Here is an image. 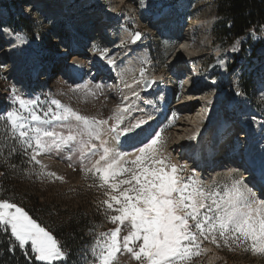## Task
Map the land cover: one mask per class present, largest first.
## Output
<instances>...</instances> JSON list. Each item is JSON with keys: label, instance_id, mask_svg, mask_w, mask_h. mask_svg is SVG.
<instances>
[{"label": "rangeland", "instance_id": "rangeland-1", "mask_svg": "<svg viewBox=\"0 0 264 264\" xmlns=\"http://www.w3.org/2000/svg\"><path fill=\"white\" fill-rule=\"evenodd\" d=\"M61 1L64 2V0ZM28 2L32 3V6L23 5L21 12H14V10L9 8L7 12L5 9L8 6L7 0H0V23L11 28L14 32L23 33L28 41V43L20 47L15 46L17 43L10 45L0 32V64L5 66L3 71H0V113L4 114V118L0 119V136L4 140L0 147V153L6 155L5 152L10 148V153H14L16 155L15 159L19 161L17 165L13 166L17 174L14 179L17 182L15 186L14 184L11 185V188L13 189L14 187L15 190L9 194H3L1 191L0 200L15 202L18 206H21L23 202H29L27 193L35 191L43 196L48 212L55 217H65L69 212H74L75 209L81 208L86 214L88 223L91 225L86 231V234L92 238V243L86 248L89 257V259L88 257L86 258V261L87 264H98L97 258L101 247L108 240L111 230L117 227V224L111 222V216L117 214L114 209L118 206L115 205L110 197L119 193L114 192L110 184L117 182L118 179L127 177H118L110 180L108 184H104L99 178V173H95L94 169L88 171L89 161L99 158L98 154L93 157L91 152L97 151L99 153L102 152V149L90 150L85 148L82 152L78 143L63 146L61 149L53 148L49 152L41 153L37 157L40 163H35V161L31 160L33 150L27 149L26 153V145L19 137V132L13 130L11 122L7 120L6 112L15 111L20 116L28 117L30 122L29 113L21 109L18 102L15 101L13 92H16L24 99L40 97L41 100L46 102L53 98L60 99L63 104L72 107L81 114L107 118L111 114H107L105 105L101 104L102 101L98 97L99 91L95 87V83L100 80L104 84H109V80L112 81V79H110L109 75H106V78L103 77L102 72L107 64L101 63L103 59H101L99 52L93 50V44L102 46L101 50L109 52L110 57L115 58L118 64L126 55L128 47L131 46V49L136 51V46L147 42V40H150L149 44L151 47L153 45V48H149L147 58L144 59L142 55H137L139 66L134 69L131 75L126 77V82H123L122 78H120L121 83L117 92L122 97H129V101L125 102V104L131 103L134 105L131 112L126 115V123H132L131 118L141 112L140 110L147 111V113L150 112V106L145 107L142 102L146 101L145 104L151 103V91H153V88L161 89L164 83L173 84L172 88L176 92L174 101L171 102L166 120L155 129L160 132V140L155 146L157 157L162 159L165 165L168 166L167 171L170 172L171 166L176 164L178 168L183 169L178 171L176 175L185 178V180L189 176H193L196 184L203 187L206 191L218 190V186L231 183V172L206 178L202 173L199 174L192 168L190 163L181 160L179 158V156L181 157V152L179 153L180 143H178L179 140L176 138L177 129L185 126L186 119L194 113V107L196 106V103L191 105L189 104L191 101H186L185 99H183L184 104L180 101L184 92L180 91L179 83L182 82L181 77L183 75L186 76L191 67L198 69L200 77L205 80L204 82L206 83H204L202 90H204L206 95L214 93L213 84L215 83L217 94L226 96L231 100L229 104L227 99L225 105L222 106L226 116L232 117L231 121L238 119V114L240 113L239 110L236 111L235 103L240 106V101L245 102L244 99H248L245 97L243 100H239L241 96L234 94L238 91L237 89L240 85L235 83L228 74H225L223 78L219 61L221 59L225 60L227 66L232 63L233 56L240 53L237 64L240 65L241 69H246V71L249 68L258 71L261 69V65L258 66V62L263 58V56H260L263 50L260 52L259 49L258 57L251 59V57H248L251 45L246 46V44L242 53L240 48L239 51L234 52L232 50L233 46L239 40L221 42L216 39V20L212 22L215 13L214 0H191L188 10L182 9L181 2L176 3V13L179 15L176 21L184 23V36L187 35V28L194 32L191 46L188 49H183V55L179 51L180 42L183 40L182 37L176 41H166L162 36V31H160L162 28H173L176 22L166 20L161 28L159 27V22L156 21V10L158 12L161 11L160 15L162 13L167 15L169 7H174V4H171V0H115L116 7L114 9L118 8L123 13V17L118 21L116 27L106 28V35L103 37L99 35L101 30V22L99 20L104 21V19L102 16L99 19L97 11L80 10L84 0L76 1L71 5V8H68V12H75L74 17L68 21L65 19L66 12L64 10L55 11L54 6L48 4L46 0H28ZM62 2L59 7L63 6ZM146 2L147 6L144 4ZM25 7L28 8L25 10ZM20 17H24L25 20H21ZM156 27L158 28L156 29ZM123 29L130 31L127 38H123L120 34ZM158 30L160 31L159 33H157ZM136 32H140L142 36L140 40L133 43L132 36ZM153 32L156 33L155 44L153 37H148L145 40V37ZM263 35L264 32L261 35L264 43ZM240 46L241 44L239 43L238 47ZM11 47L15 48L11 49ZM89 53L94 56V63L98 68V72L94 76L90 73H85L83 76L72 75L74 78L71 79L68 73L61 70L67 56L81 58L89 55ZM15 54L22 57V65H25L27 70L35 67L40 69V74L37 78L33 79L31 77L32 73H28V76H30L28 78L27 75L22 77L18 71H8L10 60L15 57ZM181 57H185L187 61H180ZM72 72H75V70H72ZM142 72L143 76H141ZM157 75H162L165 78L164 83L162 82L159 87H155L153 83L146 90L144 81H153L152 79ZM60 79H62L63 86L60 87L58 85L59 87H57V82ZM209 82L214 83L209 84ZM135 84L140 85V90L137 91L140 93V98L138 99L141 101L140 103L132 96L131 91L123 92L125 88H131ZM69 89L72 91H69ZM163 90H167L166 86ZM230 91L233 92L232 95L228 94ZM192 96H194L193 93L190 94V98ZM258 102H262V100L255 98L254 103L257 104ZM154 103L155 107H159V101L155 100ZM211 106V104L208 105V107ZM43 107L46 108L47 103ZM34 110L37 111V114L43 116V112L40 111L39 107H34ZM144 115H140V118L144 119ZM201 125L207 126V134L210 135L211 122L205 119L201 122ZM151 128H153L152 122L149 121L147 131L152 130ZM192 131L194 132L190 136L196 135L195 130L193 129ZM212 133L214 134L215 132L213 131ZM143 135L144 133H141L138 139ZM111 138V136L104 137L109 147L113 146L117 151H120L121 149L118 148L115 142H113L114 145L110 143ZM94 143L99 145L100 142L94 141ZM125 159L130 162L135 158L126 156ZM124 167L135 166L128 163ZM124 187L128 186L122 185L121 190ZM106 201L113 204L112 209L108 208ZM66 209L67 212H64ZM123 234H126V232ZM216 236L215 242H213L211 236L207 240L200 241V254L192 256L189 264H264V252L253 250L251 242H246L245 244L226 243L224 239L219 238L218 232ZM114 264H138V262L132 260L130 254L119 252L114 258Z\"/></svg>", "mask_w": 264, "mask_h": 264}, {"label": "snow or ice", "instance_id": "snow-or-ice-1", "mask_svg": "<svg viewBox=\"0 0 264 264\" xmlns=\"http://www.w3.org/2000/svg\"><path fill=\"white\" fill-rule=\"evenodd\" d=\"M0 31L14 37L19 42L17 47L28 43L23 33L14 32L3 23H0ZM141 36L140 32L134 33L132 42L140 40ZM239 43L237 41L233 46L234 52L239 51ZM92 47L108 66L116 65V59L111 58L109 52L102 51V46L93 44ZM219 63L226 67L225 60L221 59ZM4 67L0 64V71ZM154 82L145 80L144 84L150 88ZM13 95L20 108L29 113L30 122H35L30 123L28 117L15 111L6 112L13 130L19 132L26 145V153L27 149L33 150L32 161L39 164L37 157L41 153L78 143L82 152L85 148L102 149L99 153L91 152L93 157L98 154L99 158L89 161L88 171L94 169L99 173L104 184L118 177H127L110 184L111 189L119 193L110 197L118 206L114 209L117 214L111 216V222L117 227L111 230L101 247L98 264H114L119 252L130 254L138 264H189L192 256L200 254V241L211 236L215 242L217 232L226 243L251 242L253 250L264 252V200L257 199V191L264 190V164L258 174L256 170L245 169L247 177L243 173L238 176L230 174V184L206 191L196 184L193 176L185 180L176 175L182 168L172 165L170 172L166 170L168 166L155 151L160 132L155 129L147 131L152 116L126 123V115L134 107L131 103L122 108L118 105L107 118H98L81 114L60 99L46 102L40 97L24 99L16 92ZM235 95L242 93L236 91ZM132 96L138 100L140 93L132 92ZM127 101L129 97L124 96L122 103ZM45 103L46 108L43 107ZM34 107H39L43 116L37 114ZM3 118L4 114L0 113V119ZM141 133L145 134L144 138L139 145H133L139 155L130 162L125 159L130 153L109 147L104 139L111 136L122 146ZM94 141H99V145ZM128 163L135 167H124ZM122 185L128 187L121 190ZM105 203L109 209L113 208L112 203ZM0 227L9 236V251L18 248L27 258L34 257L43 264H53V261L62 264L67 259V253L51 231L15 202L0 200Z\"/></svg>", "mask_w": 264, "mask_h": 264}, {"label": "bare ground", "instance_id": "bare-ground-1", "mask_svg": "<svg viewBox=\"0 0 264 264\" xmlns=\"http://www.w3.org/2000/svg\"><path fill=\"white\" fill-rule=\"evenodd\" d=\"M108 1L110 4V8L116 7V5L114 3L115 0H108ZM144 4L146 6L147 2ZM25 10H26V8H25ZM109 16H112V14L110 13ZM161 16L162 15H160V14H156V19L160 20ZM103 19L105 21L106 18H104V16H103ZM169 30H171V29H169ZM166 31H168V30H166ZM0 32L2 34V37L7 39L8 44L12 45V43L13 44L19 43L18 41L14 40V37L9 36L8 34L2 32V31H0ZM129 33H130V31H127L125 29H123L120 32V34L122 35L123 38H127ZM163 33H164V31H162V34ZM172 35H175V34L174 33L168 34V36H172ZM248 36L251 39V43L249 42L250 40L248 41ZM146 38L147 37H145V39ZM259 38H260V35H258V34H254V35L249 34V35L242 37V40L244 41L245 45L247 44L246 46L251 45V49H250V52L248 54V57H251V59L258 57L257 54H259V53H258V50H255V48L253 46V42L255 43ZM183 40H182L183 44L180 42L181 46L179 48V51H181V55H183V52H182L183 49L189 48V47H187V45L189 44V40L188 39H183ZM113 41H114V39H113ZM8 44H6V45H8ZM145 44H146V42L139 45V46H136V51H133L132 49H130L131 47L127 48V53L124 56L123 60L120 61V63H118V64L116 63V65L112 66V67H110L108 65L106 67H104V70L102 72L104 75L103 77L106 78V75H109L110 79H112V81L109 80V82H110L109 84H107V83L104 84L100 80L97 83H95L96 88H97V85H100V88H97L99 91L98 97L102 101L101 104L103 103L105 105V111L107 114L112 115V113L117 110V109L115 110V108H117L118 105L122 108L123 105L125 104V102L122 103V101H123L122 95L117 92V91H119V84L121 83L120 78H122L123 82H126V77L131 75L132 72L134 71V69L139 66V61L137 59V55H140V56L142 55V57L144 59L147 58L149 50L147 49ZM244 47H241V48L244 49ZM261 50H263V51L261 52ZM259 51L261 52L260 56H263V58L261 57L262 58L261 61L258 62V66L261 65V69L259 71L253 70L251 68H249V70L246 71V69H244V70H243V68L241 69L240 65L238 64L236 66V68L233 69L229 73V77H231L234 82H237L243 74L246 75V77L251 80V86L249 87V90H248V93L246 96L247 99L249 100V102L250 101L254 102L255 98H260V100H262V101L264 100V45L260 48ZM252 53H253V55H252ZM97 55H98V53H97ZM14 60H15L14 58L10 60V64H12L13 66H11L8 69V71L13 70L15 72L18 71V73H19V69L21 66H20L19 62L14 63ZM101 63L107 64L106 61H104V60L101 61ZM239 63H241V62H239ZM61 70H63V72H65V73H68L70 76L69 78H71V79H73L74 78L73 76H75V75L76 76H78V75L83 76L85 73H87V74L90 73L94 76L98 72V68L96 67V65L94 63V56L92 55V53H89V55L83 56L81 58L67 56L63 62V66H62ZM72 70H75V72L71 73ZM68 74H65V75H68ZM218 74H219V72H218ZM190 75H193V77H191ZM181 78H182L181 81L183 82V85H184V88H182L181 91L184 93H182V100H180V101H182V103H183V99H185L186 101H191V102H189V104L190 103H192V104L197 103L196 99L192 100L190 98V94L193 93L194 96H197V94H200V93H196V92L191 91L193 88L192 85H194L195 80L197 81V79H198V74L196 73V71L193 70L190 73L188 72V75H186V76L183 75ZM43 79H45V78H43ZM117 79H119V80H117ZM162 79H163L162 75H157L154 79H152L153 81H155L154 82L155 87H159V85H160L159 83ZM213 83L214 82H209V84H213ZM58 85L60 87L63 86L62 79L58 80L57 87H59ZM163 85H164L163 88L159 89L156 93H158V96L161 100V103H163V109H164V107L166 106V99L168 100L171 89L167 83L166 84L164 83ZM165 86H166L167 90H163ZM138 90H140V85L135 84L131 88H125L123 90V92L124 93L127 91L137 92ZM153 91H154V88H153ZM153 91H151V92H153ZM159 91H160V93H159ZM212 94L206 95L205 93H203L201 96L199 95L198 98L203 97L204 100L207 102V104L201 105V107L198 108L199 110L195 109V111H197V112L192 113L186 119V123H184L185 126L179 127L177 129V133H176V138H177V140H179L178 143H180L182 145V147H181L182 148L181 149L182 154L187 155L188 154L187 151L189 153H191L193 159L196 160V164H195V166H192V168L195 167V170L199 174L201 173V171H198V169H196V168H199L198 166H201L203 168L205 165H208L207 164L208 160L206 158H207L209 152L215 149L213 146V143H215V142L212 138L213 137L218 138V135H220L222 133L225 126L230 124L231 118H232V117L226 116V113H224V111L222 109V106L225 105V102L227 101V99L229 101V104H230L231 100H229V98H227L226 96H222L220 94H217L216 90ZM228 94L232 95L233 92L230 91ZM241 96H243V95H241ZM148 100H150V99H148ZM150 101H151L150 104H145L146 101L142 102V104L145 107L150 106V109H149L150 112L147 113V111L143 110V111L139 112L140 114L139 113L135 114L131 118V121H132V123H135L136 120H138L140 118V115H142V114H145L143 116L144 119H147V117L149 115H151L153 118L151 120L152 126L154 129H156L159 124L163 123L166 120V117L163 120L162 111H160L159 107L154 106V104H155L154 103L155 102L154 96H152V99ZM150 101H148V102H150ZM186 101H184V102H186ZM140 102L141 101H139V103ZM170 104H171V102L167 106V109L170 108ZM210 104L212 106L208 107V105H210ZM197 106L198 105H196V108H197ZM241 115H242L241 116V124L242 125H241L240 129L238 128L237 125H235L238 128L237 133L240 137H242L244 134L247 133L246 136L249 140H248L247 146L241 152L238 151V152H240V154L231 155V160H233V162L235 161V159L237 160L236 163H234V164L237 166L236 168H238V169L242 168V166L250 167L249 164L254 166L255 169H258L262 164H264V137L261 140H259L258 142H254L253 135L256 133L257 129L258 130L262 129L261 126L264 125L263 109H260L258 112H255L254 114H241ZM202 118L208 119L209 122H211L212 126H211V131L209 133L210 135L207 134V129H208L207 126L206 125L203 126V125H201V123H199ZM248 120H252V121H248ZM153 128H151V129L153 130ZM193 129L195 130L196 135L190 136V134H192V132H194V131H192ZM152 130H149V132H151ZM213 131L215 132L214 134L212 133ZM144 135L142 137H140V139L136 138L133 141H126L122 146L118 145V142L114 141L112 138L110 139V143L115 142V144L118 146L119 149H121L127 153H130V155H128L129 157L135 158L136 155H139V153L136 152V149L133 145L134 144L139 145V141L144 138ZM263 135H264V133H263ZM113 145H114V143H113ZM183 149H185L186 152L183 151ZM219 149L221 151L220 146H219ZM155 151H156V149H155ZM179 153H180V151H179ZM182 154H181V157L179 156V158L184 161ZM192 157H190V158H192ZM175 159H177V158H175ZM175 162H176V160H175ZM177 162H179L178 159H177ZM230 164H231V161L224 159V161L222 163L223 169H221V170L227 169L228 166H230ZM245 174H246L245 177H247L248 172H245ZM259 199L260 198H258V200Z\"/></svg>", "mask_w": 264, "mask_h": 264}, {"label": "trees", "instance_id": "trees-1", "mask_svg": "<svg viewBox=\"0 0 264 264\" xmlns=\"http://www.w3.org/2000/svg\"><path fill=\"white\" fill-rule=\"evenodd\" d=\"M214 1V14L217 15V20L215 21L216 39L221 42L239 40L241 44L239 48L242 52L243 48L241 47H244V43L241 39L243 36L250 34V32L259 34L264 32V0ZM20 18L21 20H25L24 17ZM249 40L250 37L248 36ZM261 44L263 42L258 41L254 46H260ZM238 56V54L234 56L233 60L235 61L229 68L236 65ZM250 86V79L245 75L242 76L240 91L248 93L247 90ZM3 143L4 140L0 136V147ZM10 152L11 150L9 148L5 152L6 155L0 153V192L2 191L3 194L13 192L15 189L14 187L12 189L11 185L14 184L15 186L17 182L14 179V176L17 174L13 166L17 165L19 161L15 159L16 155ZM27 194L29 202H23L21 206L42 227L50 230L54 238L63 246L64 252L67 253V259L62 264H87L86 258L88 255L86 248L92 243V238L86 234L87 229L91 225L88 223L84 211L78 208L74 212H69L65 217H55L48 212V208L45 206L41 194L35 191ZM67 209L64 212H67ZM10 246L9 236L0 227V264H43V262L36 261L34 257L31 259L27 258L18 248L14 252L9 251ZM53 264H61V262L53 261Z\"/></svg>", "mask_w": 264, "mask_h": 264}, {"label": "water", "instance_id": "water-1", "mask_svg": "<svg viewBox=\"0 0 264 264\" xmlns=\"http://www.w3.org/2000/svg\"><path fill=\"white\" fill-rule=\"evenodd\" d=\"M144 87H145V89H146V90H148V89H149V87H148L147 85H145Z\"/></svg>", "mask_w": 264, "mask_h": 264}, {"label": "built area", "instance_id": "built-area-1", "mask_svg": "<svg viewBox=\"0 0 264 264\" xmlns=\"http://www.w3.org/2000/svg\"><path fill=\"white\" fill-rule=\"evenodd\" d=\"M235 83H237V82H235ZM248 121H252V120H248Z\"/></svg>", "mask_w": 264, "mask_h": 264}]
</instances>
